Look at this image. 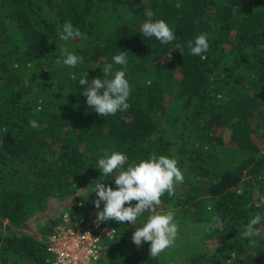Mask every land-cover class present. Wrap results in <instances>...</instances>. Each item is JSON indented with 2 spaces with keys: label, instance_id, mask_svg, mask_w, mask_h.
<instances>
[{
  "label": "trees",
  "instance_id": "obj_1",
  "mask_svg": "<svg viewBox=\"0 0 264 264\" xmlns=\"http://www.w3.org/2000/svg\"><path fill=\"white\" fill-rule=\"evenodd\" d=\"M148 9L173 28V42L142 34ZM68 21L82 37L60 38ZM200 33L205 59L187 47ZM61 48L83 62L57 64ZM121 51L126 66L113 62ZM109 63L125 69L130 107L102 117L79 80L110 78ZM112 151L129 163L152 153L177 160L184 180L158 210L174 213L169 248L182 261L132 241L145 212L135 224L103 222L113 232L99 264H264V0H0V264H46L65 211L103 210L92 190L117 187L119 169L97 168ZM55 201L63 204L51 214ZM255 213L261 236L244 238Z\"/></svg>",
  "mask_w": 264,
  "mask_h": 264
},
{
  "label": "clouds",
  "instance_id": "obj_2",
  "mask_svg": "<svg viewBox=\"0 0 264 264\" xmlns=\"http://www.w3.org/2000/svg\"><path fill=\"white\" fill-rule=\"evenodd\" d=\"M176 8L182 5L177 2ZM146 19L141 25V32L145 37H155L161 44L173 42L176 37L173 28L163 19H153L154 12L151 9L145 10ZM60 38L64 41H70L77 37H82L79 28H74L68 21L62 25V30H58ZM187 47L193 56H199L201 59L206 57L202 55L209 49L208 34L200 33L193 40L187 42ZM175 49H179L183 55V48L177 44ZM63 59H57V64L76 67L78 63L83 62L82 56H77L67 48L60 49ZM167 59L171 60V52ZM115 65L127 64L125 51L115 55L113 58ZM113 63H109L102 68L103 77L88 79V72H85L79 85L83 86L82 94L87 98V104L93 108L96 113L102 117L115 115L117 111H125L130 105L128 98L130 95V84L125 78V69L121 68L113 72ZM32 128L39 127L36 120H30ZM127 164L124 169L123 165ZM98 169L102 175L108 176L116 172L115 190L103 182L95 185L92 191L96 192L97 199L93 201L95 207L99 210L101 201L104 202L102 211H98L95 223L116 220L121 224L129 222L135 224L141 214L148 212L149 215L143 225L136 227L132 236V241L139 247L143 242H150L149 256L157 257L165 249L171 247L178 234V224L174 220V213L170 210H158L161 205V197L165 192L169 196L175 194L174 185L182 183L184 176L178 167L177 160L169 158L166 155H157L152 153L148 158H141L138 161L128 162L126 154L120 151H112L111 154L105 152L104 156L98 160ZM91 191V192H92ZM136 201L133 206L132 202ZM127 203L128 206H125ZM260 213H255L247 223L243 233L244 238L260 237L261 230L256 225L261 222Z\"/></svg>",
  "mask_w": 264,
  "mask_h": 264
},
{
  "label": "built area",
  "instance_id": "obj_3",
  "mask_svg": "<svg viewBox=\"0 0 264 264\" xmlns=\"http://www.w3.org/2000/svg\"><path fill=\"white\" fill-rule=\"evenodd\" d=\"M71 217L75 219L68 225ZM62 220L64 223L48 237L46 264H97L103 256V239L111 238L113 229L103 222L95 223L94 212L82 217L65 211Z\"/></svg>",
  "mask_w": 264,
  "mask_h": 264
},
{
  "label": "rangeland",
  "instance_id": "obj_4",
  "mask_svg": "<svg viewBox=\"0 0 264 264\" xmlns=\"http://www.w3.org/2000/svg\"><path fill=\"white\" fill-rule=\"evenodd\" d=\"M62 204H63V202H59V201H55L52 205H51V214H53V211H56V209H57V211L62 207ZM95 214H96V212H95ZM6 221L4 220V222L3 223H5ZM37 226H38V224L36 223V221H31L30 222V227L32 228V229H36L37 228ZM207 242V244H214V241L212 240V241H206ZM202 246V245H201ZM165 255L167 256V257H173L175 260H178V261H182L181 260V257L179 256V255H173V252L171 251V248H167L166 250H165ZM172 258V259H173ZM97 264H99V263H97Z\"/></svg>",
  "mask_w": 264,
  "mask_h": 264
}]
</instances>
